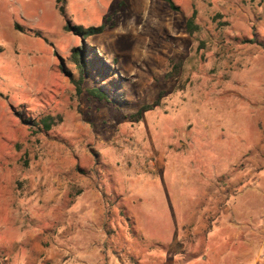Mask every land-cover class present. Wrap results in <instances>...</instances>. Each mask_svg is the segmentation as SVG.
Returning a JSON list of instances; mask_svg holds the SVG:
<instances>
[{
	"label": "rangeland",
	"instance_id": "obj_1",
	"mask_svg": "<svg viewBox=\"0 0 264 264\" xmlns=\"http://www.w3.org/2000/svg\"><path fill=\"white\" fill-rule=\"evenodd\" d=\"M172 2L0 0V264H264V0Z\"/></svg>",
	"mask_w": 264,
	"mask_h": 264
},
{
	"label": "trees",
	"instance_id": "obj_2",
	"mask_svg": "<svg viewBox=\"0 0 264 264\" xmlns=\"http://www.w3.org/2000/svg\"><path fill=\"white\" fill-rule=\"evenodd\" d=\"M175 6L172 0H168ZM64 12V8H61ZM194 16L188 19V28L190 32H195L198 29V25L195 24ZM70 28V27H68ZM75 30L79 31V27H74ZM102 27L96 28L91 27L88 29L85 36L95 30H101ZM90 48V47H89ZM88 48L83 44L81 47L73 49L71 56L68 58V64L62 65L61 68L64 74L69 78L72 84L75 85L77 93L81 94L87 92L90 96H93L101 101H110L112 89H108L111 84L109 79L114 78L113 65L106 62L103 66L98 62L102 61L103 57L99 55L97 51L94 52L93 57L89 56ZM104 62V61H102ZM108 78V79H107ZM154 104L145 105L139 112L140 116L143 111L152 109ZM22 120L31 123L30 120L22 117ZM57 123L56 117L53 115H45L35 125H38L40 129H51Z\"/></svg>",
	"mask_w": 264,
	"mask_h": 264
}]
</instances>
